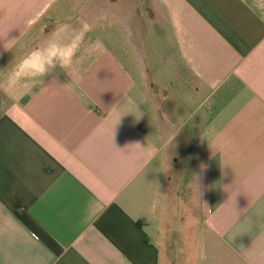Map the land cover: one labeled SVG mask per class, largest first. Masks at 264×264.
<instances>
[{
    "label": "crops",
    "instance_id": "0c3cea01",
    "mask_svg": "<svg viewBox=\"0 0 264 264\" xmlns=\"http://www.w3.org/2000/svg\"><path fill=\"white\" fill-rule=\"evenodd\" d=\"M0 264H264V0H0Z\"/></svg>",
    "mask_w": 264,
    "mask_h": 264
},
{
    "label": "clouds",
    "instance_id": "9594fccd",
    "mask_svg": "<svg viewBox=\"0 0 264 264\" xmlns=\"http://www.w3.org/2000/svg\"><path fill=\"white\" fill-rule=\"evenodd\" d=\"M78 23L79 29H73L69 24H58L43 47L33 50L19 61L14 69L15 74L7 78V87L14 88L28 77H43L57 66L67 70L76 55L77 42L82 41L91 30L86 21L80 20ZM77 32L79 34H75ZM21 72L23 75H20Z\"/></svg>",
    "mask_w": 264,
    "mask_h": 264
},
{
    "label": "rangeland",
    "instance_id": "374dc122",
    "mask_svg": "<svg viewBox=\"0 0 264 264\" xmlns=\"http://www.w3.org/2000/svg\"><path fill=\"white\" fill-rule=\"evenodd\" d=\"M61 5H63V4H61L60 3V5H58V6H61ZM59 7H56L55 8V10H57ZM82 8L80 7V6H72L71 7V15L72 16H74V15H77L78 13H80V10H81ZM88 10L93 14V13H95V11H94V8H88ZM106 10H109V7L108 8H102V11H106ZM103 13V12H102ZM104 22V25H106V27H108L110 24H108V23H106L107 22V20H104L103 21ZM156 29L155 28H152V30H151V33L150 34H152V35H150L151 36V42H150V49L152 50V49H154V44H156V49L157 50H159V49H161L162 50V47H160V42H159V39L157 38V39H154V37H153V35H154V33L155 32H157V31H155ZM157 36H158V34H156ZM153 40H155L154 41V43L152 44V41ZM163 49H164V55H163V59H164V62L165 63H169V59H171V58H167V56H170V55H167L166 56V52H168V50H171L172 52H174V46H173V44H171L170 43V39L168 38L167 39V42H166V44L164 45V47H163ZM170 57H172V56H170ZM157 60H158V57H157ZM171 61V60H170Z\"/></svg>",
    "mask_w": 264,
    "mask_h": 264
}]
</instances>
